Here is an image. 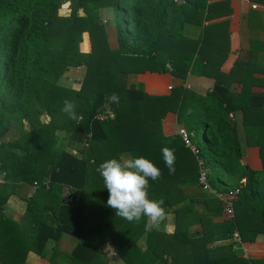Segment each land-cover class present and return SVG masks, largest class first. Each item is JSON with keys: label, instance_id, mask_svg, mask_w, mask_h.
<instances>
[{"label": "trees", "instance_id": "1", "mask_svg": "<svg viewBox=\"0 0 264 264\" xmlns=\"http://www.w3.org/2000/svg\"><path fill=\"white\" fill-rule=\"evenodd\" d=\"M210 9V0H0V173L7 181L50 189L36 207L29 204L35 232L26 254L10 264H27L30 251L51 264L57 258L62 262L56 264H109L103 261L109 241L125 264H226L214 256L222 251L213 247L215 240H228L236 230L244 241L264 234V169L243 164L239 133L241 123L246 144L260 149L264 163V96L251 94L250 85L237 95L222 82L204 97L183 86L152 96L131 82L146 72L186 79L201 60L202 46L199 37L191 53H182L185 27L211 18ZM109 11L114 26L106 21ZM109 27L115 28V48ZM79 68L85 75L76 90L65 85L66 75ZM242 68L247 65L239 61L235 71ZM66 99L75 102L78 119L62 111ZM107 111L115 118L101 122ZM238 111L241 122L234 116ZM170 112L193 136L203 129L200 147L212 186L240 189L232 220L215 224L222 213L218 199L187 193L199 187L198 162L177 133L164 134ZM164 147L175 152L171 174ZM121 154L144 156L162 170L160 180L150 181V197L164 200L168 215L160 226L173 220V234L148 231L146 220L130 223L107 206L109 192L96 169ZM65 187L80 193L79 200L63 198ZM7 196L0 197V211ZM192 220L200 230L191 232ZM68 237L74 247L64 254L60 248ZM233 263L250 264L240 258Z\"/></svg>", "mask_w": 264, "mask_h": 264}, {"label": "crops", "instance_id": "2", "mask_svg": "<svg viewBox=\"0 0 264 264\" xmlns=\"http://www.w3.org/2000/svg\"><path fill=\"white\" fill-rule=\"evenodd\" d=\"M210 4L211 18L200 24L185 27L186 38L182 42V53L187 54L186 51L191 53L195 46L192 41L199 37L201 41L197 46H202L201 60L195 66L194 71L189 72L186 79L175 77L171 72H146L135 75L131 82L143 84L145 92L152 96H168L173 88L183 86L204 97L212 92L217 82L230 83L231 91L237 95L242 93L245 85H250L251 94L264 96V0H210ZM253 4H257L259 8L253 9ZM110 15H113L110 11L105 15L106 21H111ZM109 28L114 29V27ZM114 40L113 44L117 46L116 37ZM239 61L245 63L247 68L235 71ZM241 113L238 111L234 114L236 120L240 122ZM179 125L177 113H168L163 120L164 134L166 136L175 135ZM239 133L243 140V164L255 171L264 169L260 149L246 144L241 123L239 124ZM3 174L0 173V197L8 194L9 196L0 211V264H10L12 260H16L17 257L22 258L26 254V246L29 243L28 236H33L35 232L36 227L28 222L29 204L36 207L38 202L49 195L50 189H36L34 184L26 185L21 182L7 181L5 178L3 179ZM243 181L246 182L245 179ZM197 188L200 193L194 194L199 197L200 195L204 196L205 193L199 187ZM192 192L194 191L192 190ZM62 197L65 199L73 197L74 201H78L80 193L73 194L70 188L65 187ZM221 212L220 215L214 217L215 224L223 223L228 219L223 208ZM257 226L252 223V228ZM173 229L175 230L174 226H172V230L167 231V234H173ZM236 231L240 233L239 230ZM232 237L233 235L228 240L219 239L213 242L214 248L222 250L218 255L219 258L226 260V264L236 258L244 259L250 264H264L263 233L260 232L255 240L244 241L241 238L243 245H235L232 242ZM72 245L70 237L65 238L60 250L67 254L69 249L72 250L74 247ZM230 245L232 246L231 251L225 249ZM54 247L55 243L51 242L49 256L53 253ZM26 259L27 264H43L45 258L30 251ZM14 264L16 263L14 262Z\"/></svg>", "mask_w": 264, "mask_h": 264}, {"label": "clouds", "instance_id": "3", "mask_svg": "<svg viewBox=\"0 0 264 264\" xmlns=\"http://www.w3.org/2000/svg\"><path fill=\"white\" fill-rule=\"evenodd\" d=\"M111 100L119 102V96L113 93ZM76 104L65 100L62 111L70 119H78ZM162 158L169 170L175 172L176 156L174 150L164 147ZM96 171L104 182V188L109 192L107 206L112 208L117 217L132 223L146 220L145 229L151 231L159 228L167 218V210L163 199L150 197V181L162 178V170L150 159L144 156L121 154L99 164Z\"/></svg>", "mask_w": 264, "mask_h": 264}, {"label": "built area", "instance_id": "4", "mask_svg": "<svg viewBox=\"0 0 264 264\" xmlns=\"http://www.w3.org/2000/svg\"><path fill=\"white\" fill-rule=\"evenodd\" d=\"M248 1V0H246ZM253 9H258L259 6L257 4L252 5ZM171 70V67H169ZM231 116H233L231 114ZM115 115L113 112L107 111L103 114H100L98 119L101 122H105L108 120H113ZM177 134L183 140L185 147L188 148L192 154L195 156L198 162V186L200 189L208 196L214 197L218 199V201L222 204V208L225 216L228 219H233L235 217V206L237 201L239 200L240 189H236L229 192H220L216 190L209 181V171L206 168L201 147L196 145L193 141V134L189 133L188 130L184 127L178 126ZM5 173L3 174V179L5 178ZM4 182V181H3ZM246 182L242 181V186H245ZM34 187L39 188V184L37 182L34 183ZM232 242L235 245H243L240 233L235 231L232 237Z\"/></svg>", "mask_w": 264, "mask_h": 264}, {"label": "rangeland", "instance_id": "5", "mask_svg": "<svg viewBox=\"0 0 264 264\" xmlns=\"http://www.w3.org/2000/svg\"><path fill=\"white\" fill-rule=\"evenodd\" d=\"M68 7V3L64 5V8L66 9ZM110 19L112 20V23L111 25H113V19H114V16L113 15H110ZM109 42H110V45L112 47H116L115 44V40H114V37H116V32H115V28L114 29H111L109 28ZM71 74V75H70ZM84 75H85V68H79V69H75L74 71H71V73L69 72L66 76L69 80L68 83H66L65 85H68V86H71L72 88L76 89V90H79L80 87H81V82L84 78ZM47 119V118H45ZM45 119H42L43 121ZM193 141L196 145L198 146H204L205 145V138L203 136V129L202 128H199L195 133H194V136H193ZM192 190L194 192H192ZM188 194H190L189 196L191 198H194V193L196 194H199V189L197 187H194V188H188ZM173 220H168V226L167 224L165 226H159L160 228V231H165V233L167 234L169 232V230H172V226H173V223H172ZM191 232H194L197 230H200V225L198 224V222L192 220L191 222ZM172 225V226H171ZM171 226V227H169ZM168 231V232H167ZM173 231H175L173 229ZM92 241L96 242L99 244V239L96 237V236H92L91 237ZM97 245V244H96ZM106 248L104 250H106V253H107V257L106 259H103V261L106 263L108 261L109 264H125L120 258H119V254L112 248V243H107L105 244ZM71 251V249H69ZM69 251V252H70ZM68 252V251H66ZM214 256H217L218 259H221L219 258V255H214ZM57 262H62L61 259L57 258ZM43 264H50L48 259H43ZM54 264H56V262H54Z\"/></svg>", "mask_w": 264, "mask_h": 264}]
</instances>
